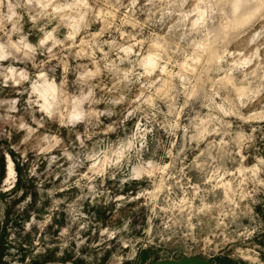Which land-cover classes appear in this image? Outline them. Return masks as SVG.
Returning <instances> with one entry per match:
<instances>
[{"label": "clouds", "instance_id": "clouds-1", "mask_svg": "<svg viewBox=\"0 0 264 264\" xmlns=\"http://www.w3.org/2000/svg\"><path fill=\"white\" fill-rule=\"evenodd\" d=\"M0 157V264H264V0H0Z\"/></svg>", "mask_w": 264, "mask_h": 264}, {"label": "rangeland", "instance_id": "rangeland-1", "mask_svg": "<svg viewBox=\"0 0 264 264\" xmlns=\"http://www.w3.org/2000/svg\"><path fill=\"white\" fill-rule=\"evenodd\" d=\"M15 155V154H13ZM3 166V158L0 157V168H2ZM43 167V166H42ZM18 187H23L24 188V196L19 197L18 199L14 200L7 208V215L9 217L10 222L13 224L14 227H19L21 229V231H23V221L29 219V212L34 210L37 213H44V208H37L36 207V200L38 199V196L36 194V192L34 191V183L32 182H28V183H24L22 185H19ZM45 187H50V185H45ZM31 193L33 196V203L30 204L28 206L27 209H25V211L21 214L19 213V211L17 210L16 206L18 204H20L23 199L29 194ZM15 193H13L12 195H14ZM6 194H2L0 193V200H3L5 198ZM49 202L45 201V207L47 206ZM104 218V219H108L107 216L104 215L103 211H101L99 213V217L98 218ZM41 217L38 215L37 219H40ZM7 223V222H6ZM55 223H63L62 220H55ZM33 231H36V229H33ZM48 232L52 233V235H56L57 233H53L52 232V226H49L48 228ZM20 233H17V236H19ZM85 235H88V233H86ZM7 237V233L4 234H0V248L3 247V244L6 240ZM32 239L33 237L31 235H29L28 237L25 238V242H27L29 245H31L32 243ZM41 239H43V237H41ZM74 247V245H73ZM58 250V249H57ZM182 257H200V258H204L203 255H198L195 252L192 251H187V250H180L177 248H173V247H165V246H161L159 248H153L150 247L148 250L146 251H142L141 256L139 258V264H147L156 260H160V259H175V258H182ZM71 255L67 256V259H71ZM49 259H52V257H49ZM43 264H47V262H43ZM54 264H63V261H59V262H55ZM78 264H82V262H78Z\"/></svg>", "mask_w": 264, "mask_h": 264}, {"label": "water", "instance_id": "water-1", "mask_svg": "<svg viewBox=\"0 0 264 264\" xmlns=\"http://www.w3.org/2000/svg\"><path fill=\"white\" fill-rule=\"evenodd\" d=\"M189 259H195V260H202L204 258L200 257H182V258H175V259H160L156 260L147 264H178L179 261L189 260ZM209 264H212V262H209Z\"/></svg>", "mask_w": 264, "mask_h": 264}]
</instances>
